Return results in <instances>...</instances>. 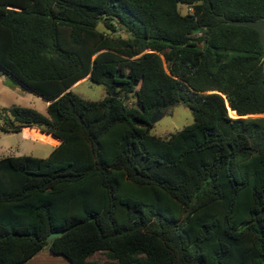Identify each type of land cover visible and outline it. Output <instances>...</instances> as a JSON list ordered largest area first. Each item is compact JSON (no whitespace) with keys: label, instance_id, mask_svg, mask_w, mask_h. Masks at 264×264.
<instances>
[{"label":"trees","instance_id":"trees-1","mask_svg":"<svg viewBox=\"0 0 264 264\" xmlns=\"http://www.w3.org/2000/svg\"><path fill=\"white\" fill-rule=\"evenodd\" d=\"M255 17L264 0H0V72L48 99L1 106L0 129L58 138L0 156V264L42 246L69 264H264V52L230 22ZM83 76L105 93L74 92ZM178 100L192 120L149 132Z\"/></svg>","mask_w":264,"mask_h":264},{"label":"rangeland","instance_id":"rangeland-1","mask_svg":"<svg viewBox=\"0 0 264 264\" xmlns=\"http://www.w3.org/2000/svg\"><path fill=\"white\" fill-rule=\"evenodd\" d=\"M180 11L187 10L185 5H178ZM100 24V23H99ZM117 32L126 34L121 26ZM70 88L85 98H98L105 93L102 83L90 80L86 76L80 77L72 83ZM127 104H135L134 96L128 93L123 97ZM44 98L33 92L31 89L22 87L18 81L9 82L3 72H0V107L9 104H22L32 106L42 112L45 111ZM228 113L234 115L232 109L228 108ZM192 120L189 107L181 100H178L167 107L156 117L148 127V131L161 137L167 136L170 131L178 129L183 124ZM1 123V118H0ZM33 129L21 127L18 130L0 129V156L6 154L28 153L44 156L50 148L56 144L58 138L41 130L37 126ZM93 259H103L102 251H94L89 255ZM16 264H69L67 259L61 254L50 253L45 246L39 248L27 259Z\"/></svg>","mask_w":264,"mask_h":264},{"label":"water","instance_id":"water-1","mask_svg":"<svg viewBox=\"0 0 264 264\" xmlns=\"http://www.w3.org/2000/svg\"><path fill=\"white\" fill-rule=\"evenodd\" d=\"M230 22L241 23V24H244V25L251 26V27L255 28L257 30L258 38H259V40L261 42V45H262V50L264 52V20L262 18H260V17H255V18H234V19H230ZM261 64L264 65V54L262 55ZM45 100L48 101V99H45ZM159 115L160 114L152 113L148 120L150 122H152ZM62 230L63 229H55V230L49 231L45 235V239L49 240L54 235L59 234Z\"/></svg>","mask_w":264,"mask_h":264},{"label":"crops","instance_id":"crops-1","mask_svg":"<svg viewBox=\"0 0 264 264\" xmlns=\"http://www.w3.org/2000/svg\"><path fill=\"white\" fill-rule=\"evenodd\" d=\"M79 79V78H78ZM76 81V80H75ZM72 85V83L70 84V86ZM45 100V99H44ZM46 101V100H45Z\"/></svg>","mask_w":264,"mask_h":264},{"label":"clouds","instance_id":"clouds-1","mask_svg":"<svg viewBox=\"0 0 264 264\" xmlns=\"http://www.w3.org/2000/svg\"><path fill=\"white\" fill-rule=\"evenodd\" d=\"M234 112V111H233Z\"/></svg>","mask_w":264,"mask_h":264}]
</instances>
